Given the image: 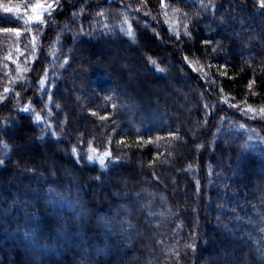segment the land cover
Segmentation results:
<instances>
[{
  "label": "trees",
  "instance_id": "trees-1",
  "mask_svg": "<svg viewBox=\"0 0 264 264\" xmlns=\"http://www.w3.org/2000/svg\"><path fill=\"white\" fill-rule=\"evenodd\" d=\"M44 1L0 0V264H264L261 0Z\"/></svg>",
  "mask_w": 264,
  "mask_h": 264
},
{
  "label": "rangeland",
  "instance_id": "rangeland-1",
  "mask_svg": "<svg viewBox=\"0 0 264 264\" xmlns=\"http://www.w3.org/2000/svg\"><path fill=\"white\" fill-rule=\"evenodd\" d=\"M95 1H97L99 4L100 3H107V2H114L115 0H95ZM158 1V3H159V5H160V8H161V10H162V18H165V12H166V5H165V1L166 0H163V4L161 3V0H157ZM125 3H127V4H129L130 2H128V0H125L124 2H123V4H125ZM39 4H41V5H44L45 7L44 8H36L34 11H33V22L34 23H41L40 21H38V20H36V17L37 16H40L41 18H42V20H43V18L46 16V15H48L49 13H51L52 12V10H53V6L51 5V3H50V1L49 0H47V1H44V2H39ZM47 5H51L52 7L51 8H47ZM129 6H130V4H129ZM129 8V7H128ZM140 10L143 12V13H148V14H151V16H152V18H155L154 16H153V10L152 9H150V7L148 6V5H146V3H142V6H141V8H140ZM151 16L150 15H148V19H152L151 18ZM169 84V83H168ZM164 85H166L165 83H164ZM163 85V86H164ZM166 87H169V85H166ZM170 88H171V90L173 91L174 89L170 86ZM165 90H166V88H165ZM163 93L166 95V92L163 90ZM169 93H170V91H169ZM152 102H153V100H151ZM175 103V102H174ZM175 105L177 106V103H175ZM178 111H179V113H178V115L180 116L181 115V117H182V122H184V120H186V121H190L191 119L189 118V115L187 114V112H184V113H182L183 112V110L181 109V108H179L178 107ZM177 114H175V116H178ZM154 119H155V121H158V117L157 116H155L154 117ZM161 121V120H160ZM181 122V124H183ZM193 124H195V123H193ZM192 124V125H193ZM192 125L190 126V129H191V127H192ZM27 145H29V144H27ZM26 145V146H27ZM192 147V146H191Z\"/></svg>",
  "mask_w": 264,
  "mask_h": 264
},
{
  "label": "snow or ice",
  "instance_id": "snow-or-ice-1",
  "mask_svg": "<svg viewBox=\"0 0 264 264\" xmlns=\"http://www.w3.org/2000/svg\"><path fill=\"white\" fill-rule=\"evenodd\" d=\"M56 2H58V0H56ZM161 3L163 4V0H161ZM44 7H45L44 5L36 4V5H33V10H35L36 8H44ZM51 7H52L51 5H47V8H51ZM261 7H264V0H261ZM25 8H27V5H25ZM19 10H20L19 8L14 9L12 7H7V6H4L3 7V11L4 12H13V11H17L18 12ZM137 11H139V9H137ZM49 15H50V13H49ZM98 15H103V13H98ZM36 20L40 21L41 23H44V21L42 20V18L40 16H37L36 17ZM5 31H7V30H5ZM127 34L129 36H133L134 35V33L131 31V28L130 27L127 30ZM153 63H155V62L153 61ZM43 83H44V81L42 80L41 81V84H43ZM4 92L7 93L8 92V89L5 88L4 89ZM21 110L22 111H25V112L30 111V109L28 107H24ZM247 111H251V109H248ZM260 111H261L262 114H264V109H261ZM35 121L39 124L42 121V117L39 114H36L35 115ZM50 127H51V125H45V128H49L50 129ZM241 127H243V125ZM92 152H93V154L89 155L87 157V159L89 161H92L93 159H99L100 162H101V164H103L105 157L108 156V155H110L109 153L106 152L103 155H100V156L97 157V156H95L94 150H92ZM2 163H3V161L0 160V164H2ZM260 231L261 232H264V228H261ZM261 240H262V242H264V237H262Z\"/></svg>",
  "mask_w": 264,
  "mask_h": 264
}]
</instances>
